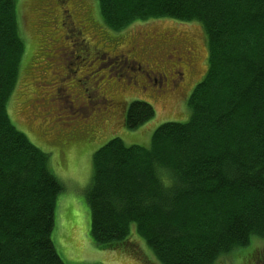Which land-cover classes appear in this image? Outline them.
Wrapping results in <instances>:
<instances>
[{
	"label": "trees",
	"instance_id": "16d2710c",
	"mask_svg": "<svg viewBox=\"0 0 264 264\" xmlns=\"http://www.w3.org/2000/svg\"><path fill=\"white\" fill-rule=\"evenodd\" d=\"M98 3L114 31L160 19L200 25L209 66L188 122L161 125L149 148L113 138L94 154L86 193L93 241L153 264L134 225L159 264H257L258 247L243 249L264 241V0ZM16 7L0 0V264H65L52 241L63 186L7 110L26 45ZM154 117L152 105L134 101L125 125Z\"/></svg>",
	"mask_w": 264,
	"mask_h": 264
},
{
	"label": "rangeland",
	"instance_id": "374dc122",
	"mask_svg": "<svg viewBox=\"0 0 264 264\" xmlns=\"http://www.w3.org/2000/svg\"><path fill=\"white\" fill-rule=\"evenodd\" d=\"M57 1L67 8L65 0ZM70 3L74 21L84 29L80 35L66 31L71 28L62 24V8L55 0H17V22L26 45L18 82L7 104L8 115L34 146L49 155V168L63 186L57 198L52 241L64 263L151 264L141 253L131 257L104 250L93 241L86 199L93 158L113 138H120L126 146L149 148L161 125L190 120L189 98L209 66L206 36L198 24L169 19L138 22L114 31L103 22L98 0ZM170 36L176 38L180 53L167 58L172 48H168ZM189 49L191 55L186 58L181 52ZM176 57L185 63L181 64L184 79L169 82L162 91L145 83V89L131 83L127 71L131 75L134 60L169 74L176 67ZM134 101L152 105L155 117L130 130L125 113ZM131 233L150 262L159 264L134 225ZM254 246L260 253L255 256L260 258L255 259L257 264H264V241L252 239L243 249L245 254ZM219 264L238 262L228 257Z\"/></svg>",
	"mask_w": 264,
	"mask_h": 264
},
{
	"label": "flooded vegetation",
	"instance_id": "af4514ba",
	"mask_svg": "<svg viewBox=\"0 0 264 264\" xmlns=\"http://www.w3.org/2000/svg\"><path fill=\"white\" fill-rule=\"evenodd\" d=\"M55 2L59 6L60 2L57 0H55ZM64 3L67 4L66 9H64L63 6L62 7L59 6L60 8H62V11H61V16L63 18L62 24L65 26L66 29H67V26L71 28L66 31L75 32L80 35L84 29L81 25L77 24L76 21H74L72 11H71L72 8H71L70 0H65ZM176 41H177L176 38H172V36H170V42L173 43V46L170 43V46L168 48H171V47L172 48H171V53L167 55V58H169L173 53L175 54L180 53L178 52ZM181 53H183L186 58L190 57L191 55L190 49L186 50V52H181ZM90 54L91 52H87V55H90ZM117 60L118 59L116 58V61ZM94 61H95V57L93 58V62ZM159 61L163 62L165 60L160 59ZM149 62H152V61H149ZM175 63H176V67L172 70L171 73L168 74L165 72L163 68L160 69V67H157L156 65H155L156 69H149L148 65L145 64L144 62L141 63L140 61L134 60L133 64L135 65V67L131 69V75L129 73L130 72L129 70L127 71V74L129 75V79L131 83L134 84V86L145 89L146 85L142 86V84L145 83V84L150 85L155 91H162L164 87L169 84V82H171V84H174L177 81V79L178 80L184 79L185 73L182 71V68L184 69V66H182L181 64H185V63H182L181 57H176ZM170 76H174V77L170 79L169 78Z\"/></svg>",
	"mask_w": 264,
	"mask_h": 264
}]
</instances>
